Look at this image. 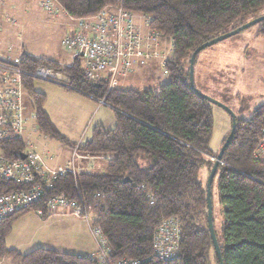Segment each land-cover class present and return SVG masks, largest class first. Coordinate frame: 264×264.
Instances as JSON below:
<instances>
[{
	"label": "trees",
	"instance_id": "obj_1",
	"mask_svg": "<svg viewBox=\"0 0 264 264\" xmlns=\"http://www.w3.org/2000/svg\"><path fill=\"white\" fill-rule=\"evenodd\" d=\"M53 1L73 21L93 17L105 8H121L136 22L140 19L137 24L142 31L165 38L171 56L164 67L167 82L146 91L117 88L107 92L103 86L85 81L78 60L65 68L70 77L68 90L104 100L114 110L112 128L95 127L90 139L77 145L56 131L43 111L44 97L32 88V77L23 76L39 133L80 155L107 159L100 172L66 174L51 181L49 187L44 185L37 208L45 209V200L52 196L83 203L90 211V226L101 233L111 264L120 260L139 264H211L214 260L218 264L207 227L206 192L199 171L210 172L213 163L209 158L219 151L209 149L211 104L196 92L195 85V90L189 85V59L200 45L246 24L248 16L258 18L264 0ZM256 25L264 37V21ZM51 64L58 65L24 55L19 67L30 74L39 66ZM235 116L234 135L214 176L224 218L218 246L223 264H264V160L254 154L264 108L254 109L248 116L240 111ZM22 148L20 141L2 145L9 158ZM23 188L0 178V195ZM44 211L42 219L48 217ZM27 212L0 218V261L99 264L96 255L77 256L44 248L23 255L8 249L5 240L13 222ZM170 218L180 223L178 254L163 261L153 255L152 243L157 228Z\"/></svg>",
	"mask_w": 264,
	"mask_h": 264
},
{
	"label": "rangeland",
	"instance_id": "obj_2",
	"mask_svg": "<svg viewBox=\"0 0 264 264\" xmlns=\"http://www.w3.org/2000/svg\"><path fill=\"white\" fill-rule=\"evenodd\" d=\"M41 8L45 11H42L38 6L37 9L32 6L31 12L33 13H30L32 21L27 24L26 30V36L29 39L27 44H32L37 49V55L40 53L39 55L44 54L48 57L47 59H54L44 60L58 63L57 67H54L53 64L44 66L50 72L52 76L50 78H57V80L49 82L32 79V88L34 92L44 97L43 111L48 115L49 121L56 131L71 144L84 143L90 138L92 130L98 126L96 124L98 120L102 121V126H106L108 125L107 120H109V117L112 119L114 113L108 108L109 106L106 103V106H101L98 105L96 100L93 105L94 109H96L89 115L86 103L81 98V95L74 91H66L63 88L68 85L65 82L66 78H70L64 69L72 66L74 61L71 62V56L64 50L62 39L70 31L72 26L69 25L74 23L63 13L50 15L48 10L42 6ZM36 11L37 21L33 18ZM257 15L258 17L264 16V10ZM253 19L254 15H250L247 17V22ZM139 21L140 19H137L138 23ZM35 31H37V34H33ZM3 35L7 36L5 33ZM167 46H164L163 50ZM0 47L4 50L6 49L5 45L0 44ZM28 49L26 48V50ZM10 58L13 59V57ZM57 59L61 61H56ZM195 59L193 81L201 94L225 105L234 114L238 115H240V111H244V116H248L249 112L254 109L264 108V37L259 34L258 25H253L237 35L204 49ZM56 64L54 65L56 66ZM129 77L131 79L125 83L124 88L137 91L154 90L161 84L166 83L168 78L159 60L149 62ZM23 91H25V116L28 119L27 133H25L24 137L35 152L47 154L48 157H42L45 160L52 158V161H62L64 155L60 153V150L66 151L67 148L60 142L38 133L34 117L33 100L26 94L24 86ZM98 108H101V112L96 115ZM211 110L213 113V134L209 149L212 153H217L228 133L223 134L224 130L222 129L226 126L224 125L225 122L230 120V118L224 111L214 105H211ZM101 113L106 114V117L101 115ZM105 129L110 128L107 127ZM228 130L230 131V127ZM209 160L212 163L215 161L211 160V157ZM80 162L83 164L80 165ZM106 164V156L90 157L77 154L74 157L76 174L83 171L87 173L100 172ZM102 166L103 169H101ZM208 176L209 172L206 169L199 171V178L204 188L206 187ZM210 199L213 228L218 242L222 241L224 218L223 207L219 204L217 178L213 179L210 188ZM15 226L17 228V223L12 228V235L18 234ZM25 235L26 233L19 234L18 240H21ZM28 235L31 234L28 232ZM211 264L216 263L212 260Z\"/></svg>",
	"mask_w": 264,
	"mask_h": 264
},
{
	"label": "built area",
	"instance_id": "obj_3",
	"mask_svg": "<svg viewBox=\"0 0 264 264\" xmlns=\"http://www.w3.org/2000/svg\"><path fill=\"white\" fill-rule=\"evenodd\" d=\"M41 6L52 11L55 2L47 0ZM165 41L157 33L142 31L136 18L121 8H105L93 17L74 21L73 28L62 39V46L70 54L71 62L79 61L85 81L103 86L110 92L119 88L125 78L153 60H159L164 69L171 54L170 45L163 50L167 45ZM19 64L20 57L15 60H0V178L24 188L0 195V218L23 211H32L42 218L44 210L48 217L58 214L60 210H67L70 215L89 226L97 245L95 258L98 263L111 264L101 233L98 228L90 226V211L83 203L52 196L45 200V209L37 208L43 197L44 185L48 186L51 181L66 174L76 175L74 157L78 153L76 150L72 152L71 160L64 169L49 170L42 158L44 156L31 148L24 137L28 119L25 116L23 76L29 75L32 79L49 82L57 78H50L52 76L48 69L41 66L27 74ZM65 82L69 83V78ZM97 102L106 106L104 100ZM12 141H20L23 148L13 158H9L3 152L2 145ZM263 151L264 118L254 154L259 156ZM214 159L215 157H211V160ZM179 232L180 223L177 218L161 223L152 243L153 255L157 259L168 261L177 256ZM114 264L139 262L120 260Z\"/></svg>",
	"mask_w": 264,
	"mask_h": 264
},
{
	"label": "crops",
	"instance_id": "obj_4",
	"mask_svg": "<svg viewBox=\"0 0 264 264\" xmlns=\"http://www.w3.org/2000/svg\"><path fill=\"white\" fill-rule=\"evenodd\" d=\"M44 1L47 0H41V1L0 0V44L6 46L5 50L0 47V60H15L19 57H22L23 55H27L29 57H33L37 59L48 58L44 54L39 55L40 54L39 53L37 55V49H35L32 44L31 45L27 44L29 39L26 36L27 24H29L32 21V18L30 17L31 15L30 13H33L31 12L32 6H34L35 9H37L38 6V8H40L42 11H45L41 8V3ZM58 7L55 4V9H52V11H48V14L53 15L56 13H63L66 17H68L63 12V10L60 7L59 8ZM33 18L34 20L37 21V11ZM71 21L74 23L73 20ZM69 26H72L70 27L71 30L74 24ZM4 33L7 36H4L3 35ZM35 33L37 34V31L33 32V34ZM26 48L29 49L26 50ZM10 57H13V59H11ZM47 60H54V59H47ZM56 61H61V60L57 59ZM129 79L131 78L130 77L125 78L120 84L119 88L125 89L124 85L127 81H129ZM63 88L66 91H70L66 86ZM81 98L86 103L85 105L88 110V114L90 115V113L96 109V108L94 109L93 106L96 103V100H93L84 95H81ZM108 108L111 109L114 113V110L112 108L110 107ZM100 112H101V108H98L96 115H98ZM101 115H104L106 117V114L101 113ZM101 122L102 121L98 120V123H96L98 126L96 127L112 128L114 126V117L112 116V119L109 117V120H107L108 125L106 126H102L103 123ZM27 124H26L25 133H27ZM224 125L226 126L223 127L222 130H224L223 134H226L229 131L228 129L230 127V120L225 122ZM72 152L73 151L69 148H67L66 151L60 150V153L64 155L63 160L52 161V158H50L49 160L46 159L44 161L46 168L49 170L64 169L68 164V162H70L71 160ZM40 155L44 157L47 156V154H40ZM259 157H262L261 159L264 160V151L261 153V155H259ZM79 164L81 165L83 163L80 162ZM101 169H103V166L101 167ZM16 223H17V228L16 226L15 228L18 234L12 235V230H13L12 228L14 224L16 225ZM28 232L31 235H28ZM21 233L22 234L26 233V235L22 237L21 240H18L19 234ZM5 245L8 249H14L23 255L31 252L36 248L50 249L60 253L73 254V255L85 256V257H94L97 253L96 242L87 224L83 222L81 219L75 218L74 216L70 215V213L67 210H60L58 214L49 216L46 219H42L38 217L32 211H29L23 215L18 216L17 219L12 224L11 232L9 233V235L5 240ZM0 264H15V263L9 260H1Z\"/></svg>",
	"mask_w": 264,
	"mask_h": 264
},
{
	"label": "water",
	"instance_id": "obj_5",
	"mask_svg": "<svg viewBox=\"0 0 264 264\" xmlns=\"http://www.w3.org/2000/svg\"><path fill=\"white\" fill-rule=\"evenodd\" d=\"M264 21V16L258 17L256 19L251 20L250 22H247L246 24L236 28L235 30L229 31L225 34H222L202 45H200L198 48H196L193 53L190 56L189 59V85L192 89H194V81H193V64L195 61L196 56L203 51L204 49L213 46L214 44H217L221 41H224L234 35H237L238 33L252 27L253 25H256L258 23H261ZM195 90V89H194ZM196 92L202 96L206 101H208L211 105H214L216 107H218L219 109H221L222 111H224L230 118V131L229 134L224 142V144L222 145V147L220 148L219 152L217 153V155L215 156V161L210 169L209 172V176L206 182V187H205V192H206V222H207V227H208V231L210 234V238L213 244V250L215 253V256L217 258L218 264H223L222 262V256L219 250V246H218V242L217 239L215 237V232H214V228H213V221H212V206H211V199H210V188L214 179V176L216 174L217 168L219 166V164L221 163L222 160V155L224 150L228 147V145L231 142V139L234 135L235 132V126H236V116L234 114V112L232 110H230L228 107H226L225 105L215 101L214 99L205 96L204 94H201L200 92H198L196 90ZM24 158V155L21 156V159Z\"/></svg>",
	"mask_w": 264,
	"mask_h": 264
}]
</instances>
